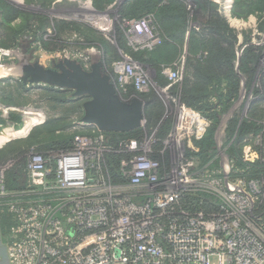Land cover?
Wrapping results in <instances>:
<instances>
[{
    "label": "built area",
    "instance_id": "2783aa9c",
    "mask_svg": "<svg viewBox=\"0 0 264 264\" xmlns=\"http://www.w3.org/2000/svg\"><path fill=\"white\" fill-rule=\"evenodd\" d=\"M134 25L124 31L129 46L156 44L145 24ZM161 73L177 81V71ZM111 74L124 100L150 87L142 65L116 63ZM177 111L165 138L144 134L118 147L76 121L69 148L27 153L14 190L0 167V203L11 205L14 222L10 263L264 264V176L245 178L226 148L203 161L193 141L208 121Z\"/></svg>",
    "mask_w": 264,
    "mask_h": 264
},
{
    "label": "rangeland",
    "instance_id": "374dc122",
    "mask_svg": "<svg viewBox=\"0 0 264 264\" xmlns=\"http://www.w3.org/2000/svg\"><path fill=\"white\" fill-rule=\"evenodd\" d=\"M147 1L112 0L99 9L96 0H0V138L9 131H21L28 119L39 122L25 134L8 137L0 145V167L5 165V173L22 170L24 164L20 162L27 163V152L23 150L29 145H37L40 140L48 144L58 134L67 140L80 133L72 130L78 118L71 110L74 104L58 105L52 100L69 94L55 95L44 86L21 87L20 81L5 73L14 63L38 61L50 68L65 57L82 65L101 61L111 77L113 64L125 61L143 66L150 87L129 95L146 105L141 136L156 140L168 136L177 109L183 105L208 121L201 139L208 130H214V147L219 151L226 148L229 155L233 147L244 162H264V0H170L164 8L166 17L160 19L143 11ZM124 22L145 24L156 44L129 46L124 31L135 23L124 27ZM144 50L151 53L139 55ZM242 62L247 64L245 72L241 71ZM163 70L177 71V81H170L161 73ZM158 71L165 79L164 85L158 81ZM231 76L233 79L228 81ZM184 90L201 102L186 107L180 100ZM202 106L210 107L207 113L200 111ZM181 111L189 123L196 122L186 110ZM213 112L220 115L218 122L206 117ZM53 119L70 125L66 130L45 132L43 127ZM244 121L254 123L256 130L241 138L236 132L229 137L231 124L237 122L239 126ZM38 131L37 138L24 142ZM201 139L193 141L198 151L196 142ZM228 157L235 165V158ZM240 177L246 178L243 174ZM20 179L25 180V176ZM4 215L12 218L11 205L1 202L0 264H11L8 242L2 234Z\"/></svg>",
    "mask_w": 264,
    "mask_h": 264
},
{
    "label": "water",
    "instance_id": "95a60500",
    "mask_svg": "<svg viewBox=\"0 0 264 264\" xmlns=\"http://www.w3.org/2000/svg\"><path fill=\"white\" fill-rule=\"evenodd\" d=\"M8 73L23 85L44 86L71 92L82 101L81 122L103 133L140 130L146 105L138 99H122L104 63L92 62L88 69L74 59L63 58L47 68L38 61L11 64Z\"/></svg>",
    "mask_w": 264,
    "mask_h": 264
},
{
    "label": "trees",
    "instance_id": "16d2710c",
    "mask_svg": "<svg viewBox=\"0 0 264 264\" xmlns=\"http://www.w3.org/2000/svg\"><path fill=\"white\" fill-rule=\"evenodd\" d=\"M112 2V0H96L95 3H99L98 6H96L97 8L99 9H102V5L104 3H109V2ZM170 0H148L147 3L145 5H143V11L146 12V13H153L154 16H156L157 19H160L162 18V16L165 18L166 17V9L164 8H167V3L169 2ZM176 2V1H175ZM178 3V2H176ZM206 6H208L207 4H205ZM205 5H204V8H203V11H205ZM210 5V3H209ZM212 6V5H210ZM146 10V11H145ZM183 15H185L186 17V10H183ZM131 17V16H130ZM224 26V24H223ZM225 27V26H224ZM216 33V30L214 31ZM142 53H140L139 55H142L143 57L144 56H148L151 52L148 51V50H144V51H141ZM143 58H139V60L141 61ZM246 62H242L241 64V71L245 72L246 70ZM246 67V68H245ZM158 74V81L159 83H161L162 85L165 84V79L163 76H161L162 74H160V71L157 72ZM230 79H233L232 76L231 78H228L227 77V80L229 81ZM19 85L22 87V83L19 82ZM236 86V82L233 84V87ZM186 88V87H185ZM184 88V89H185ZM47 91L49 93H53V94H63V93H67L69 94L67 97H63V98H55V97H52V100L56 101L58 105H72L74 104V108H72L71 110L73 111V113H77L78 115V118H77V121H79L82 117V101L81 100H74V99H71L70 95H71V92H67V91H60L58 89H55V88H51V87H46ZM134 92H129L128 96L133 94ZM127 96V97H128ZM68 97H70L68 99ZM73 98V97H72ZM201 99V98H200ZM180 100L181 102L186 106V107H189V108H192L196 105H198L201 100H199V98L197 96H191L189 91L187 90H184L183 93L181 94V97H180ZM77 104V106H76ZM210 107L209 106H202V108L200 109V111L202 113H207V110L209 109ZM69 114V113H68ZM65 118L67 117V114H62ZM66 115V116H65ZM144 117H145V114H144ZM208 119H210V121H214V122H218L219 120V117L220 115L219 114H216V113H211L209 116H206ZM64 118V119H65ZM146 118V117H145ZM144 118V119H145ZM63 119V118H62ZM34 121H38V119H34ZM70 124L66 125L64 124L63 125V120H60V119H53V120H50L49 122L46 123V125L43 127V130L45 132H48V133H52L54 130H66L67 127L69 126ZM230 128V134L228 135L229 137H232L230 135H233L235 132L238 136V138H241L251 132H253L255 129L254 127V123L252 122H242L239 126H238V123L237 122H234L231 124V126L229 127ZM211 130V129H210ZM208 130L207 133L205 134L204 138L201 139L200 141L196 142V145L198 146V149H199V156L201 157V159L203 161H207L209 160V158L211 156H213V154H215L214 151L211 152V150L214 149V130L210 131ZM229 131V130H228ZM39 134V131L38 132H34V133H31L28 138L24 141V142H29L31 140H33L34 138H37ZM73 136L72 135L69 139L67 140H63L61 138V135L58 134V136H56V138L54 137L51 141H49L48 144H46V142H44L43 140H40V142L37 143V145H29L25 150H23V153H28V151H30L29 149H33L37 152H40V153H46V152H49V151H55V150H63V149H67L71 146V142H72V139H73ZM105 136L107 137V140H108V143L113 145V146H116L118 147V145L126 140H130V139H135V138H138L141 136L139 130L137 131H133V132H129V133H105ZM31 143V142H30ZM30 143H27L30 144ZM231 157L235 158L236 160V167L239 169V170H247L245 172V176L247 175V178H250V177H262L264 176V162H261L259 160H256L255 162H244L242 161V159L240 158L239 156V153L237 151H235V148H231L230 149V154H229ZM21 166L24 164V162H20ZM22 170H19L18 168H15V169H12L11 171H8L5 175V182H6V187L8 190H14V189H17L18 187V183L16 182L17 180V176L20 175ZM115 172V171H114ZM249 175V176H248ZM4 219H3V230H2V234H3V240L5 242H7L8 240V234H9V229L10 227L13 225V221L11 218H7L5 215L3 216Z\"/></svg>",
    "mask_w": 264,
    "mask_h": 264
},
{
    "label": "bare ground",
    "instance_id": "6f19581e",
    "mask_svg": "<svg viewBox=\"0 0 264 264\" xmlns=\"http://www.w3.org/2000/svg\"><path fill=\"white\" fill-rule=\"evenodd\" d=\"M139 25V24H138ZM140 27H142L141 26V24H140ZM5 73L7 74L8 73V70L7 69H5ZM185 111V110H184ZM186 113H188V116H192V117H194V119H195V121H196V123H198V124H200L201 126H203V123H202V121L200 120V119H198L193 113H191V112H188V111H185ZM29 113V112H28ZM24 114V113H23ZM32 115V114H31ZM34 117V116H33ZM187 117V116H186ZM188 118H190V117H188ZM34 119L35 118H32V119H28V121H26V125L24 126V128L21 130V131H19V132H12V131H9V132H7L6 133V136H4V140H6V138H8V137H13V136H17V135H23V134H25L28 130H29V128L32 126V125H34V124H36L38 121H34ZM39 123V122H38ZM3 138V137H2ZM1 139V138H0Z\"/></svg>",
    "mask_w": 264,
    "mask_h": 264
},
{
    "label": "flooded vegetation",
    "instance_id": "af4514ba",
    "mask_svg": "<svg viewBox=\"0 0 264 264\" xmlns=\"http://www.w3.org/2000/svg\"><path fill=\"white\" fill-rule=\"evenodd\" d=\"M217 150H218V149H217L216 146H215L214 149L211 150V152L214 151V152L216 153ZM228 156H230V155H228ZM248 176H249V175H248ZM246 178H247V175H246ZM257 178H259V177H257ZM257 178H255V177H250V178H247V179H252V180L254 179V180H255V179H257Z\"/></svg>",
    "mask_w": 264,
    "mask_h": 264
},
{
    "label": "crops",
    "instance_id": "0c3cea01",
    "mask_svg": "<svg viewBox=\"0 0 264 264\" xmlns=\"http://www.w3.org/2000/svg\"><path fill=\"white\" fill-rule=\"evenodd\" d=\"M4 137L0 139V145L4 142Z\"/></svg>",
    "mask_w": 264,
    "mask_h": 264
}]
</instances>
